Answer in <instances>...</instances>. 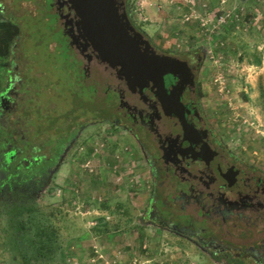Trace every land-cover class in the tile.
Instances as JSON below:
<instances>
[{
  "label": "rangeland",
  "instance_id": "1",
  "mask_svg": "<svg viewBox=\"0 0 264 264\" xmlns=\"http://www.w3.org/2000/svg\"><path fill=\"white\" fill-rule=\"evenodd\" d=\"M126 1L135 28L153 46L202 56L198 79L204 111L231 149L264 169V71L250 66L264 52L260 47L264 44V0H171L184 6L181 14L171 15L174 20L166 22L169 34L181 31L174 42L163 36L151 38L153 29L138 15L140 0ZM55 11L54 0H0V20L11 19L20 30L13 63L23 83L19 104L10 115H1L0 109V126L5 122L7 128L3 135L0 130V160L1 142L7 139L11 144L9 134L18 130L13 139L16 144V139L29 137L21 146L24 152L16 156L20 162L27 154H41L33 146L38 139L49 158L56 156L59 162L50 167V176L38 191L15 194L18 183L0 185V264H23L9 226L8 208L15 209V205H24L15 209L14 217L25 222L24 237H32L34 225L49 226L56 262L63 257L71 264H224L144 217L149 182L131 154L132 142L115 122L99 121L100 113L92 110L101 107L106 86L117 85L115 73L94 59L85 74L87 61L68 43L63 20ZM202 16H209L208 30L201 25ZM103 134L108 149L97 147L96 173L90 176L81 166L83 154ZM43 155L31 159L42 163L38 160ZM24 183L30 190L34 187L31 179ZM57 188H61L59 193ZM118 204L123 208L118 210ZM27 209L32 210L29 219L24 216ZM97 218L109 223L100 234L93 232Z\"/></svg>",
  "mask_w": 264,
  "mask_h": 264
},
{
  "label": "flooded vegetation",
  "instance_id": "2",
  "mask_svg": "<svg viewBox=\"0 0 264 264\" xmlns=\"http://www.w3.org/2000/svg\"><path fill=\"white\" fill-rule=\"evenodd\" d=\"M117 1L121 10L126 9V0ZM54 3L70 44V35L77 34L74 13L67 0ZM140 32L150 42L149 49L176 59L178 69L163 75L159 87L150 81L134 92L113 70L117 85L106 86L97 112L99 121L115 122L130 138L131 154L148 177L144 217L194 243L218 262L264 264V169L231 149L204 111L198 79L202 56L198 52L161 50ZM77 46L73 47L87 61L86 73L81 70L87 75L90 62L97 59L89 47L81 52V42ZM11 58L9 81L0 92L1 115H10L11 108L19 104L23 87L15 74L13 52ZM15 133L18 130L9 134L11 144L6 140L1 146L5 162H0V185L31 179L34 187L41 188L50 176L44 162L56 161V156L50 159L38 139L33 146L44 154L38 160L42 163L31 159L41 154H27L20 162L16 156L24 152L21 146L29 137L16 139V144Z\"/></svg>",
  "mask_w": 264,
  "mask_h": 264
},
{
  "label": "water",
  "instance_id": "3",
  "mask_svg": "<svg viewBox=\"0 0 264 264\" xmlns=\"http://www.w3.org/2000/svg\"><path fill=\"white\" fill-rule=\"evenodd\" d=\"M67 1L77 32L70 35V44L78 48L81 42V52L89 47L101 64L126 82L131 92L137 86L141 90L150 81L159 87L163 75L178 69L176 59L149 49L150 42L134 27L126 9L119 8L117 0Z\"/></svg>",
  "mask_w": 264,
  "mask_h": 264
},
{
  "label": "trees",
  "instance_id": "4",
  "mask_svg": "<svg viewBox=\"0 0 264 264\" xmlns=\"http://www.w3.org/2000/svg\"><path fill=\"white\" fill-rule=\"evenodd\" d=\"M126 11L128 12L127 6H126ZM20 36H21L20 30H19L18 25L15 23V21L11 19L0 20V92L6 88L5 86L7 82L6 81L3 82V78L5 75L8 74V71L12 64L11 57H12L13 47L14 45H16L17 40L19 39ZM257 62L260 63L259 58L256 59L255 62L253 63L257 64ZM91 105L93 108L94 105L92 103ZM92 110L94 114H96V112L98 111L97 109H92ZM0 130H2V133H1L2 135H3V132L5 133L7 131L5 122H4L3 127L0 126ZM1 144L2 146H5L4 141H2ZM62 148H63V145H60L59 155L61 154ZM11 155L13 154L11 153ZM0 162L4 163L5 161L0 160ZM44 163L46 164V166H48V168H46V172L50 171L51 166L53 165L56 166V164L57 165L59 164L57 160L50 162V163H47L45 161ZM30 187L31 186H29V184H25L24 182L18 183V185H15L14 187V193L16 194L18 191L20 194L23 195L25 193L28 194L31 191H38L40 189L39 188L40 185L37 187L31 188V190H30ZM23 190L24 191L26 190V191L24 192ZM102 203L104 204V202ZM19 208L21 209L24 208V205H19V206L15 205V209H19ZM120 208H123V207L121 204H118V210ZM15 209L11 207L8 208L9 215L11 217L9 220V226H11V228L13 229L12 233L14 236V247L16 248L17 252L20 255L21 263L23 262V264H71L67 262L66 259L63 257L60 258L61 259L59 260L60 262H56L52 258L51 248H52V245L54 246V243L49 233V226H46L47 224L42 223L40 225H34L30 227V229H33L32 237L31 238L24 237L23 232L21 230L25 229L26 224L25 222H21V220H16V218H14L16 214ZM31 212L32 210L30 209L26 210V214H24L26 219H29V217L31 216L30 214ZM18 213H22V210L18 211ZM108 224L109 223L105 222L103 219L97 218V224L95 227H93L94 229L93 232L95 234L102 233L103 231H105Z\"/></svg>",
  "mask_w": 264,
  "mask_h": 264
},
{
  "label": "crops",
  "instance_id": "5",
  "mask_svg": "<svg viewBox=\"0 0 264 264\" xmlns=\"http://www.w3.org/2000/svg\"><path fill=\"white\" fill-rule=\"evenodd\" d=\"M171 0H140L138 4V15H143V20L147 21V25L152 28L153 35L151 38L155 39L158 36H163L166 38H171V42H174L178 40V36H180L179 30L178 34L171 33L169 34L168 31L165 29L166 28V22L169 23L171 20L173 21L174 18L171 17L174 14L182 13V7L183 4L180 3H170ZM209 1V0H208ZM214 2L217 3V0ZM182 11V12H181ZM139 19V18H138ZM168 25V24H167ZM185 33V31H184ZM171 35V37H169ZM181 38V37H180ZM184 38V37H182ZM167 42H169L167 40ZM260 47H264V44L261 45ZM259 47V49H260ZM250 66H254L256 68H259L261 71H264V52L262 53V58H260V63H251ZM74 189H77V187H74ZM57 190L61 191V188H57ZM95 199V198H94ZM73 203H77L76 201H73Z\"/></svg>",
  "mask_w": 264,
  "mask_h": 264
},
{
  "label": "built area",
  "instance_id": "6",
  "mask_svg": "<svg viewBox=\"0 0 264 264\" xmlns=\"http://www.w3.org/2000/svg\"><path fill=\"white\" fill-rule=\"evenodd\" d=\"M222 1H224V0H222ZM193 2H194V0H190V3H193ZM207 3H208V1L202 3V8L204 11L206 10V7L208 6ZM228 14L230 15V12H228ZM200 21H201V25L205 26L206 30H208L209 16H206V17L202 16L200 18ZM263 23H264V16H263ZM106 139L107 138L104 137V134L100 135L98 138H94L91 141L89 148L84 151V154H83L84 159H83L81 166H82L85 174L92 176L96 173L95 172V166L93 164V160H94V158H96V154L99 151V149H97L98 146H101V148H102L105 145V147H104L105 150L108 149V148H106V146L108 145L106 142ZM80 150L82 151L83 147H81ZM87 153H88V155H87ZM76 191H77V189H74V192H76ZM59 192H60V190H58V193Z\"/></svg>",
  "mask_w": 264,
  "mask_h": 264
}]
</instances>
